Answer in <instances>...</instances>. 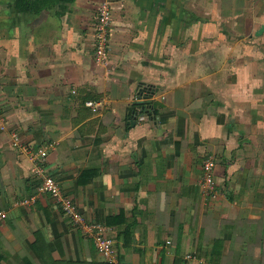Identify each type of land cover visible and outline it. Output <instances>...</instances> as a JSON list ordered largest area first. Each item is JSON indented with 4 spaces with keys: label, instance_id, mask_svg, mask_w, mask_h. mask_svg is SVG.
I'll return each mask as SVG.
<instances>
[{
    "label": "crops",
    "instance_id": "crops-1",
    "mask_svg": "<svg viewBox=\"0 0 264 264\" xmlns=\"http://www.w3.org/2000/svg\"><path fill=\"white\" fill-rule=\"evenodd\" d=\"M100 1L0 0V264L104 263L39 148L115 264H264V0Z\"/></svg>",
    "mask_w": 264,
    "mask_h": 264
},
{
    "label": "built area",
    "instance_id": "built-area-1",
    "mask_svg": "<svg viewBox=\"0 0 264 264\" xmlns=\"http://www.w3.org/2000/svg\"><path fill=\"white\" fill-rule=\"evenodd\" d=\"M256 1V0H250ZM96 29H95V41H94V59L96 62H104V56L108 49V27L111 24V6L108 0H101L97 7L95 16ZM104 100H88L86 106L93 112L100 111L104 108ZM147 116L141 114L138 116L139 120H146ZM13 146L17 147L18 142L14 134H12ZM46 156L44 149H37L33 153L29 154L28 159L32 163L33 169L41 178V182L38 186V191L41 193H47L60 209V211L69 217L71 223L75 227L81 228L86 235L92 238L94 247L100 256V259L106 264H115L117 262L116 252L113 248V241L109 237L105 236L106 226L101 224H88L84 221L83 216L78 212L73 201L64 196L58 183L54 178L45 173L43 169V162ZM215 162L212 158H206L202 163V181L208 187L212 186V171L214 169ZM3 212L0 210V219Z\"/></svg>",
    "mask_w": 264,
    "mask_h": 264
},
{
    "label": "trees",
    "instance_id": "trees-1",
    "mask_svg": "<svg viewBox=\"0 0 264 264\" xmlns=\"http://www.w3.org/2000/svg\"><path fill=\"white\" fill-rule=\"evenodd\" d=\"M140 92H141V90H140ZM138 93H139V92H138ZM139 94H140V93H139ZM137 105H139V107H140L141 104H137ZM137 105H134V106H137ZM49 264H73V263H69V262H66V263H65V262H58V263L54 262V263H53V262H52V263H49ZM103 264H106V263H103Z\"/></svg>",
    "mask_w": 264,
    "mask_h": 264
},
{
    "label": "water",
    "instance_id": "water-1",
    "mask_svg": "<svg viewBox=\"0 0 264 264\" xmlns=\"http://www.w3.org/2000/svg\"><path fill=\"white\" fill-rule=\"evenodd\" d=\"M262 30H264V26H261V27H260V29H259V31L257 32V34L261 33ZM141 91H142V90H141ZM139 92H140V91H139ZM141 94H143V92H142ZM141 94H140V96H141Z\"/></svg>",
    "mask_w": 264,
    "mask_h": 264
}]
</instances>
